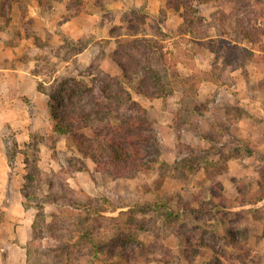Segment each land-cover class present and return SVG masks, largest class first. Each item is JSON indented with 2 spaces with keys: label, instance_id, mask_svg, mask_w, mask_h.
I'll return each instance as SVG.
<instances>
[{
  "label": "rangeland",
  "instance_id": "374dc122",
  "mask_svg": "<svg viewBox=\"0 0 264 264\" xmlns=\"http://www.w3.org/2000/svg\"><path fill=\"white\" fill-rule=\"evenodd\" d=\"M8 2L0 47L36 90L128 91L163 163L118 175L85 158L53 135L43 93L27 130L0 134V264H264V2L243 16L254 44L226 2ZM144 65L173 82L169 97L140 94L156 91L135 76Z\"/></svg>",
  "mask_w": 264,
  "mask_h": 264
},
{
  "label": "trees",
  "instance_id": "16d2710c",
  "mask_svg": "<svg viewBox=\"0 0 264 264\" xmlns=\"http://www.w3.org/2000/svg\"><path fill=\"white\" fill-rule=\"evenodd\" d=\"M10 0H0V15L4 19V25L10 22L8 14V6ZM194 2L219 1L235 5L239 9L236 10L235 23L239 27L238 37L249 41L251 44L260 42L255 41V35L244 25V13L252 10L255 6L263 4L264 0H192ZM39 3V1H38ZM7 11L5 12V9ZM240 14L241 16L239 17ZM23 16V15H22ZM190 34H192L190 32ZM138 41V40H137ZM145 41V40H143ZM143 43L136 46L138 51L148 50L149 45ZM261 47V44L258 45ZM142 55V53H141ZM142 59H148L141 56ZM159 61V60H158ZM126 69L122 71L123 78ZM175 74L174 76H176ZM144 88L152 85V89L156 91L146 92L136 91V93L145 94L148 99L167 98L173 93V82L163 75L165 81H161L159 73L152 66L144 65L142 72L135 73ZM148 76V77H146ZM173 76V75H172ZM157 83V84H156ZM132 87L131 85H128ZM157 86H159L158 89ZM39 91L48 95V99L52 106V133L55 137L69 135L72 142H75L79 152L83 156L101 167L117 168L124 171H117L118 175H125L130 171L141 170L151 163L160 161V149L155 145L154 137L147 135L145 130L149 127V119L147 111L138 102L134 101L128 91L121 89L115 92L108 81H94L90 87L83 88L75 92L69 86L52 87L48 93L39 87ZM86 89V90H85ZM120 93H125L126 97L122 98ZM67 108L63 110L61 108ZM79 132V133H78ZM153 156V160L149 161L146 157ZM144 157V158H143ZM106 158V159H105ZM121 163L119 168L116 163ZM125 166L129 168L126 169ZM140 208L156 209V205H145ZM168 213H173L169 207H164ZM91 213L99 214L96 209H92Z\"/></svg>",
  "mask_w": 264,
  "mask_h": 264
},
{
  "label": "crops",
  "instance_id": "0c3cea01",
  "mask_svg": "<svg viewBox=\"0 0 264 264\" xmlns=\"http://www.w3.org/2000/svg\"><path fill=\"white\" fill-rule=\"evenodd\" d=\"M15 47L1 46L0 62V134L5 127L15 130H27L30 126V108L34 115L48 108L46 95L36 90L34 78L27 68L21 67L14 59Z\"/></svg>",
  "mask_w": 264,
  "mask_h": 264
}]
</instances>
